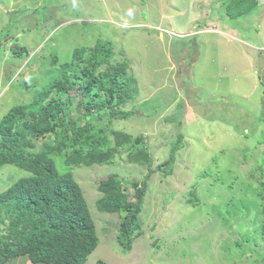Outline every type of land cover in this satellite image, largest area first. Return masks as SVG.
Segmentation results:
<instances>
[{"label": "rangeland", "instance_id": "rangeland-1", "mask_svg": "<svg viewBox=\"0 0 264 264\" xmlns=\"http://www.w3.org/2000/svg\"><path fill=\"white\" fill-rule=\"evenodd\" d=\"M217 1L0 0V121L39 94L74 49L95 41H110L137 77L139 91L123 109L141 112L114 125L145 144L151 163H128L127 145L110 163L71 169L98 237L84 264H264V201L248 180L264 157V0L258 15L230 26ZM111 175L147 183L129 251L118 242L119 215L96 208L98 183ZM27 176L1 166L0 192ZM254 176L264 181V161ZM126 193L135 201L133 188ZM5 264L33 263L20 256Z\"/></svg>", "mask_w": 264, "mask_h": 264}, {"label": "trees", "instance_id": "trees-1", "mask_svg": "<svg viewBox=\"0 0 264 264\" xmlns=\"http://www.w3.org/2000/svg\"><path fill=\"white\" fill-rule=\"evenodd\" d=\"M219 2L225 17L222 23L228 21L227 26L259 13L257 0ZM230 29L245 33L237 26ZM196 55L194 60L199 59L200 48H196ZM50 58L57 60L54 54ZM132 68V62L115 51L110 41L76 48L69 61L58 63L51 71L53 78L39 94L28 104L12 107L2 118L0 167L14 165L29 176L0 192V223L5 232L0 236V264L20 256L33 264H84L96 249V227L71 169L110 163L127 145L128 163H151L145 144L114 125L141 112L138 105L123 109L139 91ZM166 120L173 121L171 117ZM41 139L43 143L37 146ZM56 158L62 160L63 172L58 170ZM263 161V156L255 159L248 180L256 184L255 191L264 201V181L254 176ZM173 164L174 153L162 164L165 174L172 173ZM141 184L139 188L137 183L111 175L97 186L101 197L96 208L119 215L118 242L124 251L131 249L133 236L140 230L138 216L147 191L146 181ZM129 188L136 192L135 201L126 193ZM194 198L188 202L195 206ZM261 207L264 216V203ZM261 229L264 239V219ZM95 264L108 263L97 260Z\"/></svg>", "mask_w": 264, "mask_h": 264}, {"label": "clouds", "instance_id": "clouds-1", "mask_svg": "<svg viewBox=\"0 0 264 264\" xmlns=\"http://www.w3.org/2000/svg\"><path fill=\"white\" fill-rule=\"evenodd\" d=\"M258 14H259V13H258ZM258 14H257V15H258Z\"/></svg>", "mask_w": 264, "mask_h": 264}, {"label": "crops", "instance_id": "crops-1", "mask_svg": "<svg viewBox=\"0 0 264 264\" xmlns=\"http://www.w3.org/2000/svg\"><path fill=\"white\" fill-rule=\"evenodd\" d=\"M235 33H237V32H235Z\"/></svg>", "mask_w": 264, "mask_h": 264}]
</instances>
